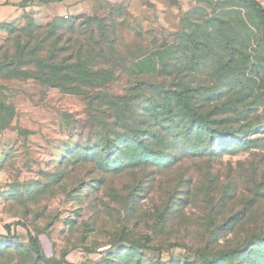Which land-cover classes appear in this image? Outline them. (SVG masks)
I'll return each mask as SVG.
<instances>
[{"label": "rangeland", "instance_id": "374dc122", "mask_svg": "<svg viewBox=\"0 0 264 264\" xmlns=\"http://www.w3.org/2000/svg\"><path fill=\"white\" fill-rule=\"evenodd\" d=\"M60 1L0 22V264H264L258 10Z\"/></svg>", "mask_w": 264, "mask_h": 264}, {"label": "trees", "instance_id": "16d2710c", "mask_svg": "<svg viewBox=\"0 0 264 264\" xmlns=\"http://www.w3.org/2000/svg\"><path fill=\"white\" fill-rule=\"evenodd\" d=\"M245 1H247L251 5H253L258 10V12L260 13L261 19H262V24H263V34H264V6L258 0H245ZM73 26H74L73 22H71L68 29L70 31H72ZM39 28L43 29L44 27L41 26ZM46 28L50 31V33H52V36H53V34H55V32L57 31V24H56V22H52V25L50 24ZM93 28L94 27L91 28L92 31H94ZM14 32H15V29L12 26H10V33L13 35ZM14 39L15 40H13V44L15 46L13 47V49H12V46L4 48L2 45H0V52L3 49L2 57H0V70L5 68V67H8L14 63H17L19 61L18 57L16 56V52H17V49H19V47L21 46L20 45L21 44L20 35L14 36ZM56 44H57L56 41H54L51 49L49 50L50 53L47 57V61H50V60H53L56 58L57 51H58V49H56ZM167 89L168 90H166L165 95H168V96L173 95L176 97V99H181L178 90H173L172 88H167ZM187 117L191 118V120H194L195 114L194 113L189 114ZM129 243L131 245H136V243L133 241H129ZM32 247H33L34 251L36 252V254L41 257L40 249L36 245L35 240H33V242H32Z\"/></svg>", "mask_w": 264, "mask_h": 264}, {"label": "crops", "instance_id": "0c3cea01", "mask_svg": "<svg viewBox=\"0 0 264 264\" xmlns=\"http://www.w3.org/2000/svg\"><path fill=\"white\" fill-rule=\"evenodd\" d=\"M21 0H0V22L10 18L17 9L16 5ZM187 1V0H183ZM46 6L47 4L44 3ZM41 7V6H40ZM44 7V6H43ZM81 7V3L76 0H65L57 3H50L46 6L47 11L52 15H60L68 10L77 9Z\"/></svg>", "mask_w": 264, "mask_h": 264}, {"label": "built area", "instance_id": "2783aa9c", "mask_svg": "<svg viewBox=\"0 0 264 264\" xmlns=\"http://www.w3.org/2000/svg\"><path fill=\"white\" fill-rule=\"evenodd\" d=\"M65 17H67V15H65Z\"/></svg>", "mask_w": 264, "mask_h": 264}]
</instances>
